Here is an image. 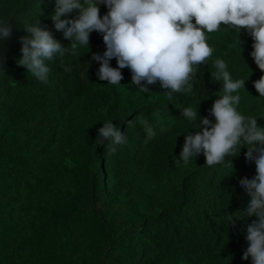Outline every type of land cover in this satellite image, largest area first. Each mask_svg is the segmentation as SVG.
Returning a JSON list of instances; mask_svg holds the SVG:
<instances>
[{
	"label": "trees",
	"instance_id": "trees-1",
	"mask_svg": "<svg viewBox=\"0 0 264 264\" xmlns=\"http://www.w3.org/2000/svg\"><path fill=\"white\" fill-rule=\"evenodd\" d=\"M54 8L55 0H0V19L13 26L0 41V264H252L242 259L244 221L231 225L250 199L238 181L256 174L248 149L214 166L203 153L186 166L174 163L185 135L199 130L181 110L198 108L215 120L216 57L228 61L234 79H247L238 110L264 126V97L253 84L264 71L250 55L251 36L224 28L209 34L214 53L200 65L193 94L171 100L158 83L141 92L127 67L121 85L99 80L91 57L106 46L96 31L90 49L48 61L43 83L17 63L20 37L37 21L69 45L54 28ZM107 11L100 6L101 15ZM109 121L125 142L96 140Z\"/></svg>",
	"mask_w": 264,
	"mask_h": 264
},
{
	"label": "clouds",
	"instance_id": "clouds-1",
	"mask_svg": "<svg viewBox=\"0 0 264 264\" xmlns=\"http://www.w3.org/2000/svg\"><path fill=\"white\" fill-rule=\"evenodd\" d=\"M101 5L108 9L104 15L100 14ZM74 11L76 15L70 16ZM51 20L54 28L70 41V47L36 21L24 26L27 35L20 37L22 56L17 60L43 83L49 81L51 71L47 62L69 52L75 55L81 47L90 49L93 31L102 34L106 46L102 54L93 53L91 57L99 63V80L121 85L122 69L127 67L141 92H151L148 85L158 83L170 100L176 93L193 94L200 65L206 64L214 53L209 34L222 28L234 30L238 37L242 29L247 31L253 40L250 55L264 71V0H55ZM12 28L9 21L0 19V41L11 37ZM113 58L116 67L111 66ZM3 63L0 57V65ZM213 64L211 79L222 82V94L210 109L215 120L200 116L198 108L188 106L181 110L182 116L199 130L185 135L174 163L186 166L203 153L205 164L214 166L239 154L242 148L248 149L246 162L249 167L255 164L256 174L238 181L250 199L232 217L231 225L236 219L244 221L248 247L242 259L251 257L252 264H264V126L257 117L238 110L240 90L245 89L247 79H234L226 59L216 57ZM65 70L71 71V67ZM253 84L259 96L264 97V76ZM197 119L198 124L194 123ZM125 139L113 121L104 123L96 137L100 144H120Z\"/></svg>",
	"mask_w": 264,
	"mask_h": 264
}]
</instances>
